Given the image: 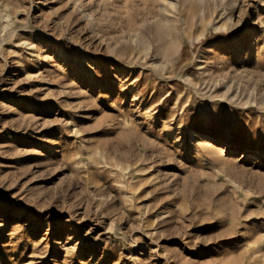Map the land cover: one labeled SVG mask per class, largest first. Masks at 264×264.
<instances>
[{"label": "rangeland", "instance_id": "obj_1", "mask_svg": "<svg viewBox=\"0 0 264 264\" xmlns=\"http://www.w3.org/2000/svg\"><path fill=\"white\" fill-rule=\"evenodd\" d=\"M0 264H264V0H0Z\"/></svg>", "mask_w": 264, "mask_h": 264}, {"label": "bare ground", "instance_id": "obj_2", "mask_svg": "<svg viewBox=\"0 0 264 264\" xmlns=\"http://www.w3.org/2000/svg\"><path fill=\"white\" fill-rule=\"evenodd\" d=\"M159 37V36H158ZM164 37V36H163ZM160 39H162V38H160ZM162 42V41H161Z\"/></svg>", "mask_w": 264, "mask_h": 264}]
</instances>
